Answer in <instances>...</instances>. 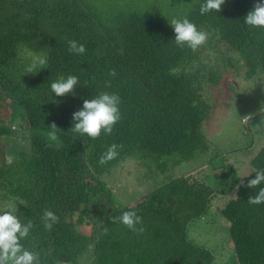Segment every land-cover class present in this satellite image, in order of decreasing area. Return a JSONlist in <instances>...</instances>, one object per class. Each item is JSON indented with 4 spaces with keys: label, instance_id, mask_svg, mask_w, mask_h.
Here are the masks:
<instances>
[{
    "label": "trees",
    "instance_id": "obj_1",
    "mask_svg": "<svg viewBox=\"0 0 264 264\" xmlns=\"http://www.w3.org/2000/svg\"><path fill=\"white\" fill-rule=\"evenodd\" d=\"M178 1L0 0V117L3 107L10 109L8 119H0V209L15 205L22 223L32 221L34 228L21 243L40 254L41 264H215L212 249L189 237V220L203 213L201 192L172 179L162 186L172 189L177 204L159 199L160 186L139 202L119 207L102 179L136 151L181 161L201 159L209 150L211 157L202 160L210 164L220 153L216 162H221L225 154L211 149L201 133L207 109L204 78L213 83L212 67L220 69L214 66L219 61L209 64L200 57L221 54V44L232 51L225 59L235 55L236 63L244 58L252 69L264 71V29L244 23L261 0H225L220 12L204 15L205 0H184L190 5L184 13H164ZM173 18H187L206 31L207 43L195 53L178 47ZM70 40L83 44L85 53H70ZM35 55H46L47 65L29 74L25 69ZM112 70L115 76L109 75ZM69 75L79 78L74 94L56 97L51 83ZM101 92L121 99V120L113 133L92 140L72 132L73 113ZM19 118L24 130L17 129ZM13 137L18 141L8 155ZM113 143L123 145L118 158L100 165V156ZM249 162L245 177L237 180L233 174V196L216 207L228 221L234 264H264V203H247L264 187H247L256 171L264 170V142ZM217 183L216 189L206 185L211 192L230 191ZM181 190L194 198V210L181 204ZM45 210L59 218L50 231L42 220ZM125 211L142 217L143 234L112 223Z\"/></svg>",
    "mask_w": 264,
    "mask_h": 264
},
{
    "label": "rangeland",
    "instance_id": "obj_2",
    "mask_svg": "<svg viewBox=\"0 0 264 264\" xmlns=\"http://www.w3.org/2000/svg\"><path fill=\"white\" fill-rule=\"evenodd\" d=\"M183 3L184 0L172 4L164 13L169 16L184 13L190 5ZM218 47L221 54L210 52V60L207 59L206 52L200 57L209 64L218 60L214 66L221 69L212 67L213 83L204 78L202 99L206 102L207 109L206 118L201 124V133L211 144V149L215 147L218 152L225 154L222 161L216 163L218 158L222 157L219 153L215 162H204L203 158H210L212 155L209 150L201 159L181 161L176 160L178 156L143 157L136 151L126 161L119 162L105 172L102 179L111 189L119 207L139 202L141 198L172 179L173 183H176L177 179L186 181L196 192H201L199 205L203 208L201 216L193 215V219L189 220V237L196 243L212 249L215 264H234L233 247L227 232L228 221L216 207L217 203L223 202L226 197L233 196V174L240 180L250 172L249 160L264 142V71L256 66L252 69V65L244 58H240L236 63L235 55L225 59L232 56V51L221 44H218ZM204 70L202 69L201 73ZM2 110L0 119H8L10 109L3 107ZM19 121L22 126L15 122L17 129L19 127L24 130L22 118H19ZM11 140L7 146L8 155L16 148L12 142L18 141L15 137ZM6 142L7 139L5 144ZM0 156H3L2 150ZM212 164H217L219 169L215 171ZM205 182L211 184L213 189L217 187L216 182L228 185L230 191L223 194L218 191L211 192ZM210 193L213 195L209 196ZM158 195L161 201L166 198L171 204L179 202L178 197L174 196L172 189L167 185L158 190ZM178 195L183 207L189 204L194 210L192 196L187 192L183 193V190L178 192ZM158 206L159 202L155 204V207Z\"/></svg>",
    "mask_w": 264,
    "mask_h": 264
},
{
    "label": "clouds",
    "instance_id": "obj_3",
    "mask_svg": "<svg viewBox=\"0 0 264 264\" xmlns=\"http://www.w3.org/2000/svg\"><path fill=\"white\" fill-rule=\"evenodd\" d=\"M224 3L225 0H205V3L200 7V14L204 15L210 11L220 12ZM244 23L253 28L264 29V0L254 5L253 10L248 12L244 18ZM170 25L175 33L176 45L180 48L187 46L193 53L202 48L209 39V34L206 31L199 30L187 18H173ZM68 51L83 55L86 49L83 44L70 40L68 41ZM46 65V55H35L25 71L29 74L37 73V69H45ZM109 75L115 76V70H112ZM78 83L79 78L77 76L60 77L51 83V92L56 97L68 96L74 94ZM105 86L110 87L111 82H106ZM120 103L121 99L118 94L108 92H101L95 98L84 100L82 109L73 113L74 126L71 131L81 136H87L92 140L99 139L102 133L111 135L114 127L121 120ZM246 118L250 119V117ZM50 129L53 130L52 139H56L55 132L58 131L56 125L53 123ZM122 149V144H111L106 152L100 156L99 164L103 166L117 159ZM261 184H264V170L256 171L255 178L248 181L247 187L255 189ZM241 186L243 184L237 187ZM247 203L250 205L264 203V187H261L255 196H250ZM16 213L17 207L15 205H8L6 209H0V264H41L40 254L27 250L21 243L29 237L34 225L31 220L22 223ZM42 220L44 228L49 231L55 224L59 223V218L50 210L44 211ZM111 221L112 223L119 221L137 235H141L145 231V228L141 226L142 217L135 211H125L121 216L111 218ZM106 233L107 229H105ZM57 264H63V262L57 261Z\"/></svg>",
    "mask_w": 264,
    "mask_h": 264
},
{
    "label": "crops",
    "instance_id": "obj_4",
    "mask_svg": "<svg viewBox=\"0 0 264 264\" xmlns=\"http://www.w3.org/2000/svg\"><path fill=\"white\" fill-rule=\"evenodd\" d=\"M209 153H210V151H209ZM217 163V162H216ZM209 164V163H208ZM216 164H212V168L216 171L217 169L214 167ZM214 171V172H215Z\"/></svg>",
    "mask_w": 264,
    "mask_h": 264
}]
</instances>
